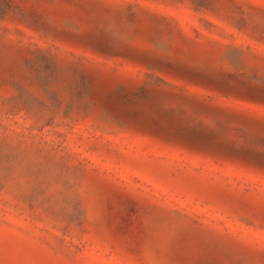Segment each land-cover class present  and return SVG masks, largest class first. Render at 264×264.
I'll return each mask as SVG.
<instances>
[{
    "label": "rangeland",
    "instance_id": "1",
    "mask_svg": "<svg viewBox=\"0 0 264 264\" xmlns=\"http://www.w3.org/2000/svg\"><path fill=\"white\" fill-rule=\"evenodd\" d=\"M0 264H264V0H0Z\"/></svg>",
    "mask_w": 264,
    "mask_h": 264
}]
</instances>
